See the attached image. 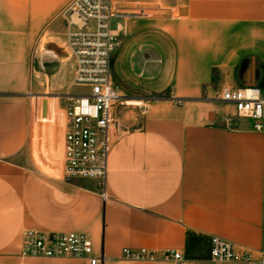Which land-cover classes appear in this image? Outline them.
<instances>
[{"label":"crops","instance_id":"obj_1","mask_svg":"<svg viewBox=\"0 0 264 264\" xmlns=\"http://www.w3.org/2000/svg\"><path fill=\"white\" fill-rule=\"evenodd\" d=\"M70 2L0 0V264H90L21 256L29 229L85 232L102 264H242L212 260L211 236L264 249V133L247 118L226 125L235 109L217 97L224 86L264 87V0H115L138 14L116 18L113 80L139 103L117 116L106 186L19 160L31 138L34 51L49 27L65 32ZM191 235L208 248L193 249ZM125 247L156 258L127 259Z\"/></svg>","mask_w":264,"mask_h":264},{"label":"built area","instance_id":"obj_2","mask_svg":"<svg viewBox=\"0 0 264 264\" xmlns=\"http://www.w3.org/2000/svg\"><path fill=\"white\" fill-rule=\"evenodd\" d=\"M138 14L126 12L115 0H71L63 16L66 20L64 44L75 61L73 85L84 91L63 96L64 134L62 143V177L93 178L106 186L107 160L111 132L117 126V108L126 100L112 75V56L119 43V34L112 21ZM217 97L233 104L234 116L225 124L233 125L234 117L252 120V128L264 133V87L224 86ZM105 197V192H103ZM85 232H58L29 229L24 232L20 255L23 257H82L90 264H102L104 252L95 254L93 243ZM210 257L219 262L264 264V249L240 250L229 240L210 237ZM127 259L154 260L156 254L145 247L123 248ZM165 256L181 261L183 254L170 250Z\"/></svg>","mask_w":264,"mask_h":264},{"label":"rangeland","instance_id":"obj_3","mask_svg":"<svg viewBox=\"0 0 264 264\" xmlns=\"http://www.w3.org/2000/svg\"><path fill=\"white\" fill-rule=\"evenodd\" d=\"M118 19L112 21L115 26ZM64 26L49 27L40 46L34 51V72L32 100L34 112L31 125V138L19 160L31 162L49 174L59 176L62 173V143L64 134V106L63 96L84 91L86 88L73 85L74 59L69 49L62 41ZM64 44V45H63ZM118 43L115 52L119 49ZM114 52V53H115ZM137 93V94H135ZM140 91L130 94L139 95ZM58 97L50 100L48 110L44 108L43 98ZM125 105L117 108V116H120L125 106H135L139 101L127 99ZM45 109V111H44ZM125 109V108H124ZM47 111V118L44 115ZM200 248L207 247V241L200 242Z\"/></svg>","mask_w":264,"mask_h":264},{"label":"trees","instance_id":"obj_4","mask_svg":"<svg viewBox=\"0 0 264 264\" xmlns=\"http://www.w3.org/2000/svg\"><path fill=\"white\" fill-rule=\"evenodd\" d=\"M203 241V238L201 236L198 235H191L189 236V243L191 244V246L193 247V249L195 250H199L200 249V242Z\"/></svg>","mask_w":264,"mask_h":264}]
</instances>
